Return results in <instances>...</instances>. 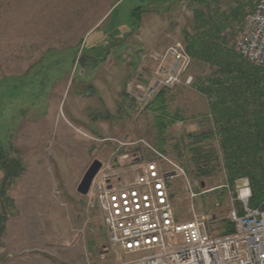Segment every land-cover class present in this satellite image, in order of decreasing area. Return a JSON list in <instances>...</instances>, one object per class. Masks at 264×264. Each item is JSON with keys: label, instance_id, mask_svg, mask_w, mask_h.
Listing matches in <instances>:
<instances>
[{"label": "rangeland", "instance_id": "374dc122", "mask_svg": "<svg viewBox=\"0 0 264 264\" xmlns=\"http://www.w3.org/2000/svg\"><path fill=\"white\" fill-rule=\"evenodd\" d=\"M199 2L0 0V153L5 166L13 160L21 166L0 197V259L16 252L25 264L112 263L116 254L101 213L77 189L95 159L106 164L135 151L140 140L186 173L168 179L177 218H193L197 203L190 199L189 180L194 192L210 190L201 199L215 218L209 225L214 234H229L237 183L230 184L223 163L205 166L204 153L194 162L188 138L190 123L201 124L199 132L211 127L204 117L208 99L193 87L211 70L193 61L192 86L161 89L167 111L185 122L161 128L151 110L157 92L144 96L166 49L178 42L186 49L185 31L193 32ZM220 2L227 10L257 0ZM235 31L227 30L233 48L239 27ZM46 109H58V123L36 124ZM202 142V151L219 149ZM207 167L210 173L203 175ZM4 177L0 167V188ZM4 234L19 236L3 242Z\"/></svg>", "mask_w": 264, "mask_h": 264}, {"label": "built area", "instance_id": "2783aa9c", "mask_svg": "<svg viewBox=\"0 0 264 264\" xmlns=\"http://www.w3.org/2000/svg\"><path fill=\"white\" fill-rule=\"evenodd\" d=\"M235 51L248 63L264 67V0H257L245 17ZM192 63L182 43L170 45L150 85L143 87L145 99L164 88L192 86ZM133 144L135 151L102 163L87 195L101 213L116 254L109 264H264V201L250 205L248 179L237 180V195L231 196L233 232L218 236L209 226L214 216L203 208L193 211L191 220L177 218L168 179L184 178V169L144 140ZM186 184L194 199L198 194L189 180Z\"/></svg>", "mask_w": 264, "mask_h": 264}, {"label": "trees", "instance_id": "16d2710c", "mask_svg": "<svg viewBox=\"0 0 264 264\" xmlns=\"http://www.w3.org/2000/svg\"><path fill=\"white\" fill-rule=\"evenodd\" d=\"M220 4V0H200V9L195 10L193 32L185 31L186 50L193 61L207 65L211 70L209 75L199 77L193 87L208 99L209 113L215 125L213 131L203 135H188L193 146L190 153L197 163L204 153L205 166L223 163L230 184L248 179L252 191L250 205L256 207L264 201V67L245 61L229 45L227 38V30L234 35L238 27L241 31L249 13L247 7L252 3L239 2L227 10H222ZM165 102V90H161L153 102L154 109H151L158 114L157 123L161 128L183 120L170 115ZM215 135L219 139V149L211 147L202 151L201 138L210 140ZM4 161L3 153H0V164ZM0 167L5 171L0 188V197L4 198L10 185L7 181L19 176L21 166L13 160ZM203 169L202 174L209 175L210 169ZM228 232H233L232 225Z\"/></svg>", "mask_w": 264, "mask_h": 264}, {"label": "crops", "instance_id": "0c3cea01", "mask_svg": "<svg viewBox=\"0 0 264 264\" xmlns=\"http://www.w3.org/2000/svg\"><path fill=\"white\" fill-rule=\"evenodd\" d=\"M170 2H172V0H169ZM175 1V0H174ZM73 113V112H72ZM206 115L204 116V117H209V118H211V120H212V122H211V127H209V130H214V127H215V125H214V122H213V117H212V115L209 113V110H208V112L207 113H205ZM38 116V118H36V124H39V123H41V124H46L47 123V121L49 120V121H51L52 122V124L54 125V124H56V123H58V109H46V112H41L40 114H37ZM181 122H185V121H187V120H180ZM187 128H188V130H191V132H193V133H191V134H201V135H203V133H205V132H207V131H202V132H199L202 128H203V126L201 125V124H197V122H195V123H190L188 126H187ZM199 130V131H198ZM201 140H205L204 138H201ZM207 140V139H206ZM202 141L200 142V145H202ZM210 143L212 144H216V145H219V139H218V137L215 135L212 139H210ZM210 192V190H202V191H199V192H195V193H197L198 195L194 198V199H192V200H194V202H196L197 204L195 205V206H198L197 207V210L198 209H205L204 208V203H203V201H202V197L204 196V195H206L207 193H209ZM191 199V198H190ZM216 205L218 206L219 205V203H216ZM195 206H193L192 205V211H196V209H195ZM229 231V230H228ZM227 231V232H228ZM229 233V232H228ZM227 235V234H226ZM19 235H14V236H12V235H8V234H4V236H3V242H6L7 240L8 241H11V239L12 240H15V239H17V237H18ZM1 250H0V254H1ZM3 253V252H2ZM1 261H0V264H25V262H24V257L20 254V253H17L16 254V252L14 253V254H8V255H6V256H4V257H2L1 259H0Z\"/></svg>", "mask_w": 264, "mask_h": 264}, {"label": "water", "instance_id": "95a60500", "mask_svg": "<svg viewBox=\"0 0 264 264\" xmlns=\"http://www.w3.org/2000/svg\"><path fill=\"white\" fill-rule=\"evenodd\" d=\"M101 168H102V162L98 159H95L92 162V164L89 166V168L86 170L77 189L81 195L83 196L88 195L93 180Z\"/></svg>", "mask_w": 264, "mask_h": 264}]
</instances>
